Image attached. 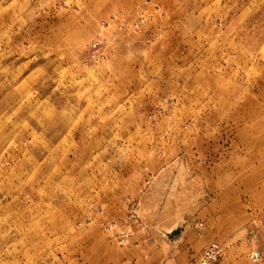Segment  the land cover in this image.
<instances>
[{
	"label": "rangeland",
	"instance_id": "1",
	"mask_svg": "<svg viewBox=\"0 0 264 264\" xmlns=\"http://www.w3.org/2000/svg\"><path fill=\"white\" fill-rule=\"evenodd\" d=\"M213 244L264 264V0H0V264Z\"/></svg>",
	"mask_w": 264,
	"mask_h": 264
},
{
	"label": "built area",
	"instance_id": "2",
	"mask_svg": "<svg viewBox=\"0 0 264 264\" xmlns=\"http://www.w3.org/2000/svg\"><path fill=\"white\" fill-rule=\"evenodd\" d=\"M222 248L219 244H213L206 248L202 254L201 262L202 264H215L221 257ZM251 259L256 261L261 259L260 252H254L251 255Z\"/></svg>",
	"mask_w": 264,
	"mask_h": 264
}]
</instances>
